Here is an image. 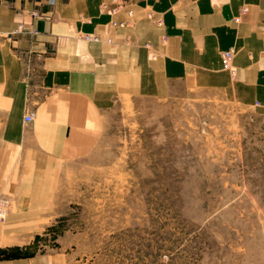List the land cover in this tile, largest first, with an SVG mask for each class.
<instances>
[{"label": "rangeland", "instance_id": "374dc122", "mask_svg": "<svg viewBox=\"0 0 264 264\" xmlns=\"http://www.w3.org/2000/svg\"><path fill=\"white\" fill-rule=\"evenodd\" d=\"M170 90L118 94L93 150L52 156L53 188L2 192L1 223L26 212L25 196L53 195L17 243L58 251V264H264V108L183 81ZM8 152L0 144V180L12 173L13 187L37 163Z\"/></svg>", "mask_w": 264, "mask_h": 264}, {"label": "crops", "instance_id": "0c3cea01", "mask_svg": "<svg viewBox=\"0 0 264 264\" xmlns=\"http://www.w3.org/2000/svg\"><path fill=\"white\" fill-rule=\"evenodd\" d=\"M112 1L0 0V110L9 112L0 144L8 157L22 152L37 163L13 187L12 173L1 179L0 195L53 188L52 156L93 150L118 94L163 97L183 81L264 108V0H133L116 17L101 8ZM113 19L130 22L116 27ZM225 50L233 51L234 78ZM52 196L35 191L23 198L26 212L0 222V264H58V251L17 243Z\"/></svg>", "mask_w": 264, "mask_h": 264}, {"label": "built area", "instance_id": "2783aa9c", "mask_svg": "<svg viewBox=\"0 0 264 264\" xmlns=\"http://www.w3.org/2000/svg\"><path fill=\"white\" fill-rule=\"evenodd\" d=\"M133 0H113L110 3L104 2L101 5L102 10L108 14L111 15L113 17H116L119 13V11H122L123 9H125V7L129 6L132 3ZM128 13L133 16L132 13V9L128 10ZM33 14L35 16H38L39 13L37 11H34ZM130 21H118L116 19H113L112 24L113 26L116 27H124L127 24H129ZM86 39L88 40H92V41H99L100 37L98 35L92 36V35H86L85 36ZM109 42H111V40L109 39ZM222 61H223V66L226 70L230 71L231 74L233 76H236L237 72H236V68L233 65V51L232 50H225L222 52ZM35 114L30 112L28 114L25 115V122H31L34 119ZM11 207L10 204V199L8 197H1L0 198V219H4L6 214L8 213L9 209Z\"/></svg>", "mask_w": 264, "mask_h": 264}]
</instances>
